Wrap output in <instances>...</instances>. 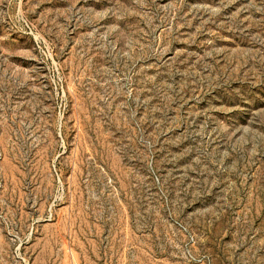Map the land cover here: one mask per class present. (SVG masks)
<instances>
[{
  "label": "rangeland",
  "instance_id": "374dc122",
  "mask_svg": "<svg viewBox=\"0 0 264 264\" xmlns=\"http://www.w3.org/2000/svg\"><path fill=\"white\" fill-rule=\"evenodd\" d=\"M0 264H264V0H0Z\"/></svg>",
  "mask_w": 264,
  "mask_h": 264
}]
</instances>
